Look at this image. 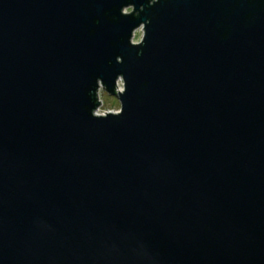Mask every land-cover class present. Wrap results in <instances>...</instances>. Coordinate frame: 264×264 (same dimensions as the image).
I'll return each mask as SVG.
<instances>
[{"label":"water","instance_id":"water-1","mask_svg":"<svg viewBox=\"0 0 264 264\" xmlns=\"http://www.w3.org/2000/svg\"><path fill=\"white\" fill-rule=\"evenodd\" d=\"M0 264H264V0H0Z\"/></svg>","mask_w":264,"mask_h":264},{"label":"rangeland","instance_id":"rangeland-1","mask_svg":"<svg viewBox=\"0 0 264 264\" xmlns=\"http://www.w3.org/2000/svg\"><path fill=\"white\" fill-rule=\"evenodd\" d=\"M140 31V29L135 30L134 32V36H133V41L134 42H138L137 41V33ZM117 85L119 87L122 86L121 80L118 79L117 81ZM119 89V88H117ZM98 97H99V101H100V106L97 110V114H105V112H117L119 111L120 107H118L119 102L117 100V98L113 95L108 94L102 87L99 88L98 90Z\"/></svg>","mask_w":264,"mask_h":264},{"label":"clouds","instance_id":"clouds-1","mask_svg":"<svg viewBox=\"0 0 264 264\" xmlns=\"http://www.w3.org/2000/svg\"><path fill=\"white\" fill-rule=\"evenodd\" d=\"M157 2H158V0H149V4H150V6L156 4ZM125 11H126L127 13H129V15H130V14H133L134 11H135V6H134L133 4H129V5H127V6L125 7ZM143 24H144L145 29H146V24H145V23H143ZM146 35H147L146 30H145V31H139V32L137 33V41H141V38H142V37L146 39ZM144 41H145V40H144ZM119 107H120V102H119V105H118L117 108H119Z\"/></svg>","mask_w":264,"mask_h":264},{"label":"built area","instance_id":"built-area-1","mask_svg":"<svg viewBox=\"0 0 264 264\" xmlns=\"http://www.w3.org/2000/svg\"><path fill=\"white\" fill-rule=\"evenodd\" d=\"M117 88H119V89H120L121 87H119V86L117 85ZM97 110H98V109H97ZM96 113H97V111H96Z\"/></svg>","mask_w":264,"mask_h":264}]
</instances>
